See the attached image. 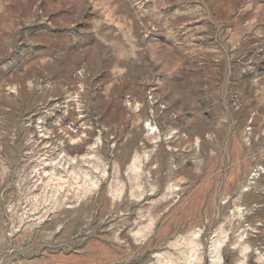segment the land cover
<instances>
[{"label":"rangeland","instance_id":"374dc122","mask_svg":"<svg viewBox=\"0 0 264 264\" xmlns=\"http://www.w3.org/2000/svg\"><path fill=\"white\" fill-rule=\"evenodd\" d=\"M0 264H264V0H0Z\"/></svg>","mask_w":264,"mask_h":264}]
</instances>
